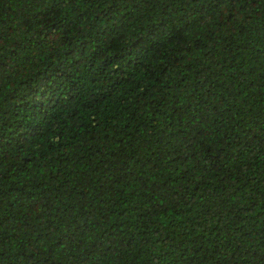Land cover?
<instances>
[{
	"label": "trees",
	"instance_id": "trees-1",
	"mask_svg": "<svg viewBox=\"0 0 264 264\" xmlns=\"http://www.w3.org/2000/svg\"><path fill=\"white\" fill-rule=\"evenodd\" d=\"M0 264H264V0H0Z\"/></svg>",
	"mask_w": 264,
	"mask_h": 264
}]
</instances>
